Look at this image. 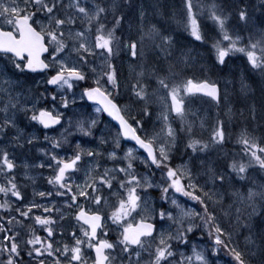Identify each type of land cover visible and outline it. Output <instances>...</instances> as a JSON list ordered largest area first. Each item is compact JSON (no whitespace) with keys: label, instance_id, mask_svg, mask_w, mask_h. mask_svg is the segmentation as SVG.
<instances>
[{"label":"snow or ice","instance_id":"snow-or-ice-1","mask_svg":"<svg viewBox=\"0 0 264 264\" xmlns=\"http://www.w3.org/2000/svg\"><path fill=\"white\" fill-rule=\"evenodd\" d=\"M181 5L183 27L197 41L205 39L202 20L204 10H207L208 19L218 28L211 46L219 64H224L230 54L243 53L253 71L264 73V27L243 36L229 29L227 22L230 13L225 12L216 0L206 4L198 0H181ZM143 7L141 5V9ZM109 11L113 13L114 20L111 26L101 22L102 16ZM118 11L116 0L110 4L101 0L90 5L88 0H67V3L65 0H0V134L15 129L17 135L12 139L17 144H30L34 136L26 141L21 140L20 133L23 130L17 126L19 113L48 128L62 121L64 113L59 106L65 110L69 106L75 108L77 99L95 102L94 112L90 114L92 118H81L75 124V129L86 136L93 134L92 129L97 124L96 114L100 112L108 113L119 122V131L111 138L114 149L103 153L112 161L111 166H102L98 159L101 155L99 148L82 147L79 141L74 150L65 155L45 148L39 149L53 162L45 164L40 161L39 165L53 169L47 181L55 190V195L60 197V206H57L56 199H51L52 191L43 190L39 193L34 190V195L49 198L47 204L29 201L13 208L8 199L0 202V209L16 213L0 217V264H22V254L27 255L29 264H48V257L53 258L52 264H212L215 257L210 259L209 253L217 254L221 248L230 254L231 264H254V261L255 264H264V234L259 236L258 248L253 247L257 240L252 233L246 239L245 250L236 244L230 247L232 234L218 221L215 211H209V202L215 205L228 194L235 205L238 226H247L253 216L264 213V183H256L250 178L253 168L264 171V144L247 131H242L239 141L243 146L242 156H247V159L233 158L224 167L214 168L209 164L204 170L207 177L204 183L197 182L200 173L194 175L188 161L173 166L169 161L177 143V130L170 122V114L175 113L182 127H187L189 136L185 147L192 153H203L209 148V141L191 135L193 121L186 120V117L195 113L186 107V102L197 94H205L217 103L223 99L225 111L230 112L227 88L222 93L214 80L187 75L176 81L172 78L176 75L174 72L161 73L151 66L130 65V71L135 73V80L130 85L132 94L143 102L144 115L149 114L150 96H156L162 108L158 114L162 126L159 131L149 134L144 131L140 120L134 119L129 123L124 114L128 105L117 103L120 83L117 67L112 62L114 55L123 49L129 59L137 58L142 55L147 38L155 50L167 57L173 37L162 32L155 24H149L145 30L144 10L139 11L138 38L117 36L118 26L124 21L123 15L116 14ZM237 16L239 21L247 25V3L239 7ZM259 23L264 24V19ZM96 57L103 58L99 64L95 62ZM187 59L189 57L184 56V60ZM37 72L51 74L45 81V90L37 91L29 102L31 85L22 87L26 82L20 77ZM89 74L92 75V86L84 87L77 93L75 88ZM153 79L156 87L144 82ZM244 86L246 84H242ZM49 88L55 91H49ZM161 91L164 95H157ZM58 92L64 93L59 99ZM48 97L52 103L40 106L42 98ZM261 108L264 111V104ZM250 112L255 118V106L250 108ZM137 128L144 132L143 136L138 134ZM121 137H131L145 155L136 156V149L128 147L123 157H119L116 149L119 148ZM50 139L51 145L59 149L64 137ZM98 139L101 144L106 143L103 136ZM224 139V121L217 120L210 141L219 144ZM117 159L121 162L117 163ZM136 160L148 167H155L161 173L165 182L156 185L160 189V199L170 200L175 211L160 208L157 212L154 207L149 208L147 197H142L140 191L153 187L154 177L147 172L138 173ZM34 166L23 162V175L28 176L29 169ZM17 167L14 154L6 148H0V174L5 177V181L0 183V193L5 197L10 194L11 197L22 199L23 194L13 174ZM81 167L83 179L76 182V174ZM226 170H230L227 176ZM233 179L241 184L248 183L249 186L245 190L237 188L235 183L226 187V183ZM209 183L213 185L212 188H207ZM105 193L116 197L114 206ZM177 194L196 201L201 210L197 211L190 204L187 207L181 204ZM102 205L110 207L107 215L103 213ZM39 209H43V214H37ZM156 215L161 218L159 232L157 225L152 222ZM65 216L74 218L76 222L69 233L71 242H61L54 236L57 219L63 221ZM24 218L31 220L32 224L27 225L26 232L21 233L17 229L25 226ZM165 218L175 224L174 230L163 227ZM109 223L119 229L115 240L103 238L109 232ZM35 226L40 227L43 236ZM202 229H206L211 238L210 248L200 247L189 239V235L195 236V232H199L198 238H202ZM58 231L63 235L65 229L60 227ZM189 244L191 249L185 254L183 248ZM85 252L92 254L86 256ZM145 254L149 256L147 261L142 260ZM257 254L260 257L258 261L255 260Z\"/></svg>","mask_w":264,"mask_h":264},{"label":"rangeland","instance_id":"rangeland-1","mask_svg":"<svg viewBox=\"0 0 264 264\" xmlns=\"http://www.w3.org/2000/svg\"><path fill=\"white\" fill-rule=\"evenodd\" d=\"M95 0H88V4L94 3ZM97 2H101V0H96ZM248 0H216L217 3L221 4L224 7V10L231 5L236 6V12L229 15V20L227 22V26L230 30H235L239 34L243 36H247L250 31H256L261 27H264V24L259 23L262 19H264V11H262V5H264V0H252L249 4ZM112 0H103V3L110 4ZM199 3L206 4L210 3L211 0H198ZM67 3V0H65ZM116 3L119 5V11L116 13L117 15H123L124 21L122 24L118 26V30L116 32L117 36L122 38H138L140 35L139 25H140V18H139V11H145V18H144V25L145 30L149 24H155L158 29H160L165 34L171 35L173 37V45L168 49L169 55L165 57L163 53H160L158 50H155L152 42L145 39V47L142 50V55H138L137 58H128V54L121 49L119 53L114 55L113 64L117 67L118 73V80L120 83V90H119V99L117 100L122 106L126 104V97H127V84L129 81V72L130 65H137L136 60H139L144 67L151 66L155 69L157 68L161 73H167L169 71L176 73L173 76V79L179 81L183 79L184 76L191 75L194 78L198 79H209L218 82L222 86V91L224 88H227L228 95L233 96L235 95V100L228 102V106H230L231 111H225V104L224 100L222 99L218 106L220 109V115L224 117H234L238 114L239 109H241L243 105V101L241 98L244 99L242 94V90H247L250 93H254V95L258 94L259 88L264 89V73L260 71H253L251 66L247 64L246 57L243 53H233L230 54L229 57L226 58L224 64H219L215 60V51L212 49V42L213 37L216 36L218 32V28L213 23L212 20L208 19L207 10H204L203 13V20H202V28L204 30L205 39L202 41H197L195 38L191 37L190 33L187 32L183 27V8L181 5V0H126V3L123 0H116ZM247 3L249 7V20L247 25L243 21L238 20L237 10L242 4ZM141 5H143V9H141ZM87 6V5H86ZM43 19V17H38ZM102 23H113V13L109 11L106 15L102 16ZM95 27V25H93ZM93 31V35H94ZM184 56H188L189 59L187 61L184 60ZM245 58V60H244ZM95 62L99 64V61L103 59L102 57L94 58ZM91 62V61H90ZM47 74H27L26 76L20 77V79L24 80L26 83L22 85V87L27 88L28 85H31L29 89V97L28 101L31 102V98L36 94L37 91L43 92L45 90V81L47 79ZM86 83H93L92 75L89 74L87 79L85 80ZM103 82V81H102ZM242 84H246V86L242 87ZM20 90V89H17ZM50 91V89H48ZM256 90V93H255ZM52 91V90H51ZM55 91V89H54ZM77 93L80 92L78 88H75ZM164 95V93L161 91ZM63 92H58L57 99H59L60 95H63ZM237 94V95H236ZM239 95V96H238ZM71 98V97H70ZM128 98V97H127ZM50 100V101H48ZM52 103L51 98H42V103L40 106H44L45 104L50 105ZM76 107L72 108L71 106L68 107L67 110L64 107H60V111L64 113L63 115V123L56 128H45L41 124L37 122H32L28 119V116L23 114L22 112L18 114L17 119V126L18 129H22L23 131L20 133L21 140L23 138H29L30 136H34L35 139L31 141V143H21L17 144L12 137L17 135V131L15 129L6 130V134H0V148H6L10 153L14 154L15 162L18 164L22 162H27L30 165H35L38 168V172L35 170V166L31 167L28 171V176L23 175L24 171H21L19 167L16 168L15 172L13 173L16 177V182L21 189L23 194L22 199H17L11 197L10 194L8 197H5L3 193H0V201L8 199L9 203L12 206L21 207L23 204H27L29 201H33L37 204H47L49 203V198L41 199L39 195H34V190L36 193H39L41 190L43 191H52L53 196L51 199L57 200V206H60V197L55 195V190L52 186L48 184L47 177L53 174V169L49 167H44L43 170L39 168V162L44 161L45 164H52L53 162L45 155L39 151L40 148L49 147L51 146L49 151H56L60 155H65L67 152H72L75 148L76 142L79 141L82 147L85 148H99L101 155L98 157L102 166L107 164L111 166L112 161L107 158L103 153L111 151L114 149V144L111 138L115 137L116 133L119 131L116 126H114L108 119H106L103 114L100 112L96 114L97 124L92 129L93 134L91 136H86L84 133L79 132L75 129V124L81 118L88 119L92 118L91 113L94 112V107L92 106L90 109L92 112L87 116L85 111L89 108V105L81 106L82 101L77 99L75 101ZM241 105V106H240ZM159 108L161 105L159 103ZM188 108L192 109V112L195 113L194 115L190 113L186 120H195V125L192 126L191 135L195 137L210 139L211 132L213 130V125L217 120H222L220 116H215L212 118L213 123L209 124L208 122L204 121V117L207 113V104L205 106V114L203 117L199 116V110L196 107H191V104H187ZM30 115V113H29ZM69 117H71V123H69ZM170 119V118H169ZM180 123L179 134L177 131V143L173 148L172 152L177 148L182 151V149H186L185 145L188 140L189 133L187 130L186 125L182 127V123L178 118ZM224 121V130L225 134H228L227 127L229 125L235 124V120ZM173 127L177 130L176 124L171 120ZM162 123L160 126L153 129L154 131H159L161 128ZM96 127L98 131H96ZM63 130V131H62ZM205 130L206 133L201 134L200 132ZM145 131H149V129H145ZM148 132V133H152ZM30 136H27V135ZM49 137V139H45V137ZM64 137L61 141L65 143V145H60L59 149H55L51 145L50 138H59ZM103 136L105 138L106 143L101 144L99 141V137ZM206 138L204 140H206ZM36 144V145H35ZM128 148L125 144V141L120 139L119 148L116 149L118 152L119 157H123L124 151ZM171 152V153H172ZM137 153L135 152V155ZM233 158L236 159H247V157H241L240 149L237 144H233L231 146H225L221 143L214 144V147L205 150L203 153H192L186 160H183L182 163L185 161L189 162V166L192 169L193 174L195 175L197 172L200 173L197 182L204 183L207 179L205 175V169L209 166L212 167H224L228 160ZM203 161V163H201ZM117 163H120V159L116 160ZM87 160H85V164ZM181 163V164H182ZM228 171H225V175H228ZM252 170L250 172L251 180H254L256 183H264L262 180V175L260 172H254ZM83 167H81L80 171L76 174V182H80L83 179ZM234 173L232 176L234 177ZM30 177V178H29ZM122 179V174L120 175ZM5 181V177L3 174H0V183ZM236 183L238 188L241 190H245L249 185L248 183H239L236 182L234 179L229 180L226 183V187L228 184ZM28 185V188L24 185ZM213 185L209 183L207 188H212ZM219 187V186H216ZM108 196L109 202L111 205L114 206L116 197L105 193ZM171 195V194H170ZM143 197H147V203L149 208L151 209L154 207L158 212V207L156 203V199L154 196L151 195H143ZM179 199L181 204H184L186 207L190 204L192 207H195L197 211H200L198 206H195L194 203H190L186 198L180 196ZM223 202V201H222ZM219 202L218 205L215 207H210L211 211L218 212L217 219L221 223V225L225 228L226 231L232 234V241L231 243H235L239 241V237H242L245 234L244 238L241 239V247L243 250L246 249V239L249 237V234L252 233L256 237V245H254V249L259 247V236L264 234V213H258L257 215L253 216L250 221L248 222L247 226H238L235 220V217L232 215V208L235 206L232 204V199L229 201V209L227 208L225 212L221 213L219 206L222 204ZM170 203V200H169ZM103 213L107 215V213L111 210L110 207L103 206ZM43 210V209H39ZM38 210V211H39ZM66 211H70L65 209ZM37 211V214H41ZM169 211H175V206L171 205ZM227 213L226 217L223 220L222 214ZM55 215V214H54ZM232 218V219H229ZM157 219V215L153 218V220ZM198 219V218H197ZM29 223H32L30 221ZM75 219L65 216L63 221L57 219L56 229L57 231L54 232V236L56 239L64 242L67 240L71 242V237L69 235L71 231V226L74 225ZM109 232L108 234L103 237L109 240H115L119 229L109 223ZM63 227L65 232L63 235L59 234L58 229ZM162 227L161 223L159 224L157 232H159L160 228ZM163 227L167 230H174L175 224H172L166 218L164 220ZM203 232L206 234L203 235L202 238H199L197 243L200 247L210 248L211 247V240L210 241H202L205 239L207 235V230L202 229ZM199 237V236H198ZM210 242V243H209ZM191 249V244H189L186 248H183L185 254H187ZM92 253L85 252V255H91ZM220 253L212 254L209 253L210 259L214 256L215 258L212 259V264H225L224 260L221 259L219 256ZM179 253H177V258ZM259 255H256L255 260H259ZM149 256L147 254L143 255L142 260L147 261ZM171 264V262H170ZM255 264V261H254Z\"/></svg>","mask_w":264,"mask_h":264},{"label":"flooded vegetation","instance_id":"flooded-vegetation-1","mask_svg":"<svg viewBox=\"0 0 264 264\" xmlns=\"http://www.w3.org/2000/svg\"><path fill=\"white\" fill-rule=\"evenodd\" d=\"M244 60H245V58H244ZM136 62H137L138 65H142V63L139 60H136ZM148 67L149 66H146L145 68H148ZM137 70H138V68H137ZM156 70L159 72V70L157 68H156ZM133 80H135V73L134 72H129V81H128V84H127V92H126L127 97L129 99V101L126 103L128 105V110L124 114L129 119V123H132V121L134 119L135 120H140L142 122L143 126H144V131H145V129H149L148 132H152L154 128L160 126V124L162 123L161 119L158 116V114L162 110V108L158 107L159 102L156 100V96H150L149 99H150L151 103L149 105V114L148 115H144L143 111H142V109L144 107L143 102L142 101H138L135 98V96L132 94V92H131V86L130 85H131ZM144 82L145 83H151L152 87H156L154 79L151 80V81L145 80ZM84 87H89V86L85 84V81H82V82H80L79 87H77V88L79 90H81ZM152 87L149 88V92L150 93L152 91ZM252 94L254 95V93H252ZM158 95L163 96V94L161 92H159ZM189 101L201 102V105H199L201 107V111H199V116L202 117V116H204L203 110H205V106H206L207 102L208 101H213V100L210 97H206V96L197 94L195 96V98H193V99H191ZM189 101L186 102V106H187ZM86 105H89V104H87L85 101H82L81 106H86ZM92 106L94 107L95 104L89 105V108L84 110L87 116L92 112V110L90 109ZM260 114L264 115V111L260 112ZM260 114L258 116L259 124H255L254 122H250V123H248V125L246 127V130H244V131H247V133L249 135L254 136L255 138H257L259 143L264 144V136H262L260 132H257L258 128L256 127V125H261L260 124V122H261V115ZM178 118L179 117H177L175 115V113L170 114V122L172 120L177 125L176 128H177V131H178V134H179L180 123L178 121ZM193 125L196 128L195 123H193ZM258 127H260V126H258ZM50 129H52V128H50ZM96 131H98L97 127H96ZM137 132H138V134H140L142 136L144 135V132L141 131L140 128H137ZM241 133L235 135L238 140H235L236 138H233V141H231V143H232L231 145L237 144L239 149H240L241 157H245V156H242L243 146L240 144V141H239V137H240ZM129 140L130 141H125V144L128 147H133L134 149H136V153H137L136 156H144L145 155L144 150L139 148V146L136 145L135 143H133L132 139H129ZM206 140L209 141V148L214 147V144L211 143L210 139L206 138ZM221 144H223V142ZM208 149H206V150H208ZM170 155H171V159H170L169 162L173 166H175L177 164H181L183 162V160H186L190 155H192V152L188 148L182 149V151L180 149L177 150V148H176ZM135 164H136V168H137L138 173L147 172L149 174V176L154 177L152 179L153 187H151V188H149L147 190H141L140 191L141 196L143 197V195L145 196V195H147V194H149L151 192V193L154 194V198L156 199L157 207L159 209L161 208L162 205L164 206V208L170 209L169 201L165 202V201H162L160 199V195H161L160 194V189H159V187H156L157 184H162V183L165 182V179L161 175V173L158 170H156L155 167H148V166L144 165L143 162L140 161V160H136ZM39 168H40V170L44 169V167H41V166H39ZM35 170H36V172H38V168L36 166H35ZM253 170H255L254 172H260L261 175L264 177V171H261L258 168H253ZM235 186L238 188V185L236 183H235ZM180 196H182V194H177L178 198H180ZM41 199L44 200L46 198H41ZM230 200H231V196L226 194L224 199H223V202L221 204L222 205L221 213L226 211L225 208L229 209V205H230L229 201ZM0 202H3V200H1ZM12 207L14 208V206H12ZM234 208H235V206H233L231 211H232V215L235 217ZM38 212L43 214V210H39ZM10 214L11 215H16V213L10 212L8 209H0V217H4V216L10 215ZM222 217H223V220L225 218H227L226 214H222ZM229 219H232V218H229ZM24 220H25V226L22 227V228L17 229L21 233L26 232L27 225L32 224V223H29L31 220H29L27 218H24ZM159 222H160V217L157 216V219L155 220V223L158 224ZM35 227H36L37 231H39L40 234L43 236L44 232L40 229V227L39 226H35ZM240 242H241V240H239V241H237L235 243H231L230 247H231L232 244H236V245L239 246V248L241 250H243L242 247H241ZM219 253H220L219 256L221 257L222 260H224L225 264H231L232 258H231L230 254L227 252L226 249L221 248L219 250ZM22 255H23L22 264H29V260H28L27 255L26 254H22ZM45 255L47 256V254H45ZM52 259L53 258L48 257V264H52Z\"/></svg>","mask_w":264,"mask_h":264},{"label":"bare ground","instance_id":"bare-ground-1","mask_svg":"<svg viewBox=\"0 0 264 264\" xmlns=\"http://www.w3.org/2000/svg\"><path fill=\"white\" fill-rule=\"evenodd\" d=\"M251 1L252 0H248L247 2H249V4H250ZM94 2H97V1L95 0ZM123 2L126 3V0H123ZM225 12L230 13V14L236 12V6L235 5L229 6L228 8H226ZM241 92L244 96V99L241 98V100L243 101V105H242L241 109H239L238 114L234 117H224V116L220 115V109L218 106L219 103L213 102V101L207 102V113H206V116L204 117V121H206V122L209 121L208 123L212 124L213 123L212 118L215 116H220L222 118V120H225V121H230V120L236 121L235 124L229 125L227 127L228 134H225V139L223 141V144L225 146H231V144H232L231 141H233V138H236L235 135L246 130L248 123L254 122L255 124H259L258 116H259L260 112H262L261 105L264 104V89L259 88L257 95H253L252 93H250L247 90H244V91L242 90ZM222 93H223V91H222ZM255 93H256V90H255ZM235 99H236L235 95H233V96L228 95V102L235 100ZM128 101H129V99L126 97V103ZM188 103L191 104V107H196L199 111H201V107L199 106V105H201V102L189 101ZM252 106H255V110H256L255 118H253V116L250 112V108ZM203 113L205 114V110H203ZM211 116H212V118H211ZM191 121H193V123H195L194 119ZM260 124L261 125H256V127L258 128L257 132H260L261 135L264 136V115H261ZM258 126H260V127H258ZM204 133H206V131L202 130L200 132V135L204 134ZM27 136H30V135L28 134ZM205 138L206 137L201 138V139H205ZM27 139L28 138H23L22 141H26ZM235 140H238V139L236 138ZM25 144H26V142H25ZM61 145H65V143L61 142ZM43 148L50 150L51 146H49V147L43 146ZM18 167H19V169H21V171H25V169L23 168V162L18 164ZM24 185L28 188V185H26V184H24ZM231 199H232V197H231ZM218 204L219 203L213 205L211 202H209V208L215 207ZM16 207L17 206H14V208H16ZM221 207H222V205L219 206V208H221ZM225 209H227V208H225ZM244 236H245V234H243L242 237H239V240L243 239Z\"/></svg>","mask_w":264,"mask_h":264},{"label":"water","instance_id":"water-1","mask_svg":"<svg viewBox=\"0 0 264 264\" xmlns=\"http://www.w3.org/2000/svg\"><path fill=\"white\" fill-rule=\"evenodd\" d=\"M205 95V94H204ZM93 102V101H92ZM106 113V112H105ZM108 116H109V114L108 113H106ZM111 119H113L118 125H119V122L118 121H116L113 117H111V116H109ZM124 138H126V139H128L129 137H124Z\"/></svg>","mask_w":264,"mask_h":264}]
</instances>
